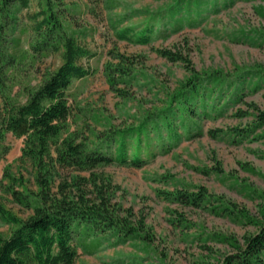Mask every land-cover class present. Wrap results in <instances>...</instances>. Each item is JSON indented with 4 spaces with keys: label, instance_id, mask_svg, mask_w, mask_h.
<instances>
[{
    "label": "rangeland",
    "instance_id": "obj_1",
    "mask_svg": "<svg viewBox=\"0 0 264 264\" xmlns=\"http://www.w3.org/2000/svg\"><path fill=\"white\" fill-rule=\"evenodd\" d=\"M66 3L73 9L69 31L75 33L81 45L96 53L89 61H82L94 74L75 81L71 88L75 97L72 106L84 112H75L69 120V131L82 132L91 144L96 142L91 131L102 133L138 125L147 114L165 108L169 97L186 83L191 74L184 64L162 58L161 50L180 52L205 78L213 73L230 79L246 78L249 71L264 67V43L260 38L264 31V0H216L217 8L203 12L201 21L182 22L176 33L165 24L164 36L147 45L118 40L112 23L125 16L115 24L116 29L142 25L152 13L174 6L175 0H112L110 10L105 8L104 0ZM34 10L32 4L30 11ZM21 19L22 28L28 26L24 13ZM27 38V32L21 35L24 45ZM117 53L133 62L139 83L127 99L110 90L103 74L105 65ZM59 64L58 55L45 60V66L52 69ZM221 83L224 88L228 84L225 80ZM207 84L211 91L213 84ZM246 85H242L245 91L241 100H226V91L223 98L210 92L204 109L197 102L190 137H184L179 129L181 140L168 153L156 152L140 167L114 164L99 171L118 188L115 201L122 208H131L135 219L144 218L152 240L115 244L114 239L101 238L92 253L77 243L75 264H219L233 251L227 239L242 242L244 236L256 233L257 227L222 210L224 202L256 221L264 204V125L255 127L254 115L247 106L253 103L264 109V84L255 92L251 91L252 84ZM236 129L248 133L233 136ZM6 144L10 149L0 160V197L5 199L7 209L25 218L28 213L11 203L10 196L2 191L1 186L7 183L2 175L9 166L12 172L21 171L31 181L32 170L19 161L23 138L7 134ZM199 189L211 198L199 208L171 198L180 191L197 193ZM177 219L187 224H179ZM0 231L7 233L8 227L2 226Z\"/></svg>",
    "mask_w": 264,
    "mask_h": 264
},
{
    "label": "trees",
    "instance_id": "obj_2",
    "mask_svg": "<svg viewBox=\"0 0 264 264\" xmlns=\"http://www.w3.org/2000/svg\"><path fill=\"white\" fill-rule=\"evenodd\" d=\"M32 4L34 11H30ZM104 4L112 9V0H104ZM216 8V0H175L174 6L152 13L142 25L116 29L115 24L126 18L122 16L112 26L118 40L147 45L164 36L165 24L176 33L182 22L197 23L203 19V12ZM72 10L66 0H0V160L9 152L6 135L11 134L23 138L19 161L32 170L31 181L9 166L3 171L2 179L7 183L1 186L2 191L28 214L21 218L12 213L0 197V227H8L7 233L0 231V264H75L77 243L92 253L101 238L114 239L115 244L150 242L144 218L135 219L131 208H122L115 201L118 188L99 171L114 164L140 167L156 152L168 153L181 140L179 129L184 137H190L196 104L200 102L204 109L212 93L223 98L227 91L226 100L236 101L241 100L245 82L247 87L252 84L253 92L264 84V67L249 71L246 78L230 79L220 73L205 78L180 52L161 50L162 58L184 64L191 74L186 83L169 97L165 108L147 114L138 125L102 133L91 131L96 139L91 144L82 132L69 131L70 118L75 112H84L71 104L75 101L72 85L94 74L82 61L96 56L69 31ZM23 13L28 26L22 28ZM26 32L25 46L21 35ZM260 38L264 43V31ZM53 55L60 57L55 69L45 66V60ZM110 62L104 68L106 82L116 96L127 99L135 84L139 85L133 62L118 53ZM224 80L228 82L225 88ZM205 82L213 84L211 91ZM247 106L255 127L260 128L264 109L253 103ZM245 133L248 131L236 129L232 135L242 137ZM171 198L195 208L211 201L203 189L197 193L180 191ZM222 210L242 217L257 231L244 236L242 242L227 239L233 251L219 264H264V204L256 221L224 202ZM183 223L187 224H179Z\"/></svg>",
    "mask_w": 264,
    "mask_h": 264
}]
</instances>
